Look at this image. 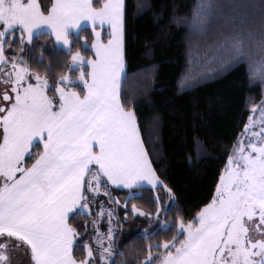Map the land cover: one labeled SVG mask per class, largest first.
<instances>
[{"label": "trees", "instance_id": "obj_1", "mask_svg": "<svg viewBox=\"0 0 264 264\" xmlns=\"http://www.w3.org/2000/svg\"><path fill=\"white\" fill-rule=\"evenodd\" d=\"M51 4L39 0L44 12ZM93 5L99 7L100 0ZM124 5L119 98L137 117L161 186L104 187L117 200L110 264H157L170 250L166 244L178 247L184 239L179 225L196 224L211 202L252 110L264 103V0H124ZM198 9L210 12L202 23ZM68 38L66 52L48 34L21 43L13 31L3 52L8 64L22 57L31 74L46 78L49 95L57 86L83 95L79 86L61 84V76L78 78L80 71L71 68L77 51L93 57L92 30L83 28ZM106 38L103 34L102 41ZM83 76H88L87 66ZM133 205L146 215L134 213ZM93 216L69 217L77 229L73 254L78 261L87 259Z\"/></svg>", "mask_w": 264, "mask_h": 264}, {"label": "snow or ice", "instance_id": "obj_2", "mask_svg": "<svg viewBox=\"0 0 264 264\" xmlns=\"http://www.w3.org/2000/svg\"><path fill=\"white\" fill-rule=\"evenodd\" d=\"M124 7V0H105L102 7H94L91 0H55L45 15L37 0H0V24L9 30L19 27L29 40L33 29L42 25L50 27L55 40L66 46L65 30L82 20L111 29L106 43L95 32L94 58L87 59L86 94L58 86L59 101L55 102L46 93L49 81L33 73L36 83H30L27 65L18 67L17 61L12 65L14 80L6 81L13 84L15 99L10 106L0 107V237L27 244L34 264H93L74 257L77 229L68 214L88 208L87 192L101 190V177L125 189L139 180L153 188L160 183L137 117L119 98ZM207 15L210 12L197 10L199 22ZM71 59L80 63L85 57L77 51ZM79 78L85 79L83 75ZM67 79L61 76V81ZM3 100H11L7 92ZM35 141L42 143V153L29 152ZM247 147L250 151L243 146L234 149L215 195L198 213V224L181 223L184 239L179 247L173 244L174 254L169 251L157 264H264V239L254 240L248 227L256 215L264 224V135L249 141ZM26 155L35 157L30 167L23 165ZM104 253L112 255L110 248L104 249L101 259L106 258ZM87 255H93L91 249ZM0 264H9L7 255L0 253Z\"/></svg>", "mask_w": 264, "mask_h": 264}, {"label": "rangeland", "instance_id": "obj_3", "mask_svg": "<svg viewBox=\"0 0 264 264\" xmlns=\"http://www.w3.org/2000/svg\"><path fill=\"white\" fill-rule=\"evenodd\" d=\"M22 2L26 3L27 0H22ZM53 2V0H52ZM92 4L94 3V0H91ZM244 2V1H243ZM37 3L39 4V0H37ZM105 3V0H100V6L102 7L103 4ZM94 6V5H93ZM51 6L49 7V10L51 9ZM95 7V6H94ZM41 11L47 15V12H44L42 9ZM82 22L85 24V28H88L90 30H92V34H93V39L91 41V45L89 46V48L92 51L93 57L94 58V51L92 49V44L96 42L97 38L95 36V32L99 31L101 33L100 35V42L101 43H106L107 39L110 38L109 34H110V27L107 24L104 25H100L97 22H91L88 20H82ZM13 31H17L20 35L23 42H27L29 43L30 40L35 37V35L37 36L40 34H48L50 36V38L52 39V41L54 42V44H56V46L58 48H64V45L62 42H57L55 40V37H52V31L50 29V27H48L47 25H42L37 27L36 29H33L31 35H30V40L27 36L26 33H22L21 30L19 29V27L15 28L14 30H9L6 29V27L3 24H0V32H3L4 35L0 36V48H2L3 50V46H4V40L6 38V36L8 34H10ZM103 34H107V38L106 41L103 42ZM69 47L70 44H68L66 46V49H68L67 51H69ZM66 51V52H67ZM4 53V52H3ZM15 61L18 62V67H23L25 66L24 64V59H22V57H18ZM13 62L8 64L7 63V59L4 56V61L0 62V107H8L10 106L11 102H14L15 99V93L12 92V87L13 84L11 82L6 83V81L11 79L14 80V69L12 67ZM84 66L88 67V73L90 72V65L87 63V59L85 58V60L81 61L80 63L77 62H73L71 59V68L72 69H77L80 71V74L78 76V78L76 80H70L69 78L65 81H61V84H65L66 86L69 84H75L77 86H79L80 88L83 89V93L86 94V81L89 79V77H85L84 80H81L79 77L81 75H83V69ZM124 72V69H123ZM123 76V73H122ZM28 80L30 83L35 84L36 80L34 78V76L29 72L28 70ZM122 80V78H121ZM21 83H23V81H21ZM70 86V85H69ZM58 87V86H57ZM62 87V86H59ZM66 91L71 90L70 88H64ZM48 88L46 89V93ZM7 92L10 97L11 100L7 103H4L2 97L3 94ZM77 93V92H76ZM49 95V94H48ZM79 95V94H78ZM51 96L55 102L59 101V94L55 92ZM264 103L259 107L256 108L254 110H252V113L247 121V124L243 130V133L240 137L239 143L237 147L243 146L245 151H250V149H248L247 145L249 143V141H253L256 142L258 141L259 137L264 135ZM2 133H3V129L2 127H0V142H2ZM253 133H256V136H253ZM95 148V145H94ZM43 151V145L42 143H40L39 141H35L33 146L29 149L30 153H34V154H39L42 153ZM32 155H26L23 161V165L26 167H30L32 163L35 162V158L31 159ZM29 161V162H27ZM228 166V163H227ZM93 167H97L95 165H93ZM0 180H2V178H0ZM220 182V180H219ZM219 184V183H218ZM141 186H149L151 188H153L151 185L148 184V182L146 180H139L136 182V187H141ZM161 186V185H158ZM108 188V186H106L105 184L103 185V183H101V190L98 193H92V192H87V195L89 197V204H88V208L84 209V211L89 210L88 213L94 214V219L92 222V232L93 235L91 236V241L89 243L90 247L89 249L92 250L93 255L91 257H88L87 255V260H91L93 261V264H110L113 256H114V239H115V233L117 231V225H116V215H115V209L116 207L114 205H117V200L114 198L111 200L108 192H106L105 188ZM215 195V194H214ZM133 208H131L132 210ZM163 211V204L159 205L158 207V211L155 215V218L158 219L159 216L161 215ZM134 212V211H133ZM109 213H111V216L109 215ZM136 214H140L137 210L134 212ZM196 224H198V215L195 219ZM248 227L250 228V236L255 240V239H264V224H261L259 222V216L256 215L253 217V221L248 222ZM111 229V233H109V230ZM180 231L184 234V236L186 235V233L180 229ZM144 232H147V230H145ZM1 241H5V242H12V241H16V238H9L6 235L4 237H0V242ZM16 245V244H15ZM169 247V251H171L173 254L175 253V247H173V245L168 246ZM179 247V246H178ZM112 252L111 256H108L107 253H104L105 255V259H101V253L104 251V249H109ZM88 249V250H89ZM22 250L25 252V257H26V262L25 264H33L34 261H32L31 259V252L29 251V249H27L25 247V250L22 248ZM169 251L167 253H165L162 258L161 261H163L164 257L167 256V254L169 253ZM253 251H258V249H254ZM88 253V251H87ZM230 259V258H229ZM253 259H259V257H253Z\"/></svg>", "mask_w": 264, "mask_h": 264}, {"label": "crops", "instance_id": "obj_4", "mask_svg": "<svg viewBox=\"0 0 264 264\" xmlns=\"http://www.w3.org/2000/svg\"><path fill=\"white\" fill-rule=\"evenodd\" d=\"M55 2V0H53V2H52V4ZM85 27H88V26H85V24L82 22V21H80V23L75 27V28H72L71 26L70 27H68L66 30H65V32H66V36L68 37L70 34H73V33H77L78 31H80L81 29H83V28H85ZM93 34H94V31H93ZM38 35V34H37ZM36 36V35H35ZM52 37L54 38V35L52 34ZM61 49H63L64 51H67L68 49H66V46H64V48H62L61 47ZM85 94V93H84ZM93 167V166H92ZM95 168V167H94ZM101 183H103V185L105 184L106 186H108V188H112V189H119V190H124V191H132V190H135V189H139V188H150V189H154V188H151V187H149V186H141V187H136V183H135V185L131 188V189H125V188H123L122 186H116V185H112L110 182H108L107 181V178L106 177H101ZM158 185H160V183L158 184ZM157 187H159V186H157ZM157 187H155V188H157ZM89 212V210H86V211H84V209H80V208H77L73 213H69L68 215H69V217L71 216V215H74V214H82V215H89L90 213H92V212H90V213H88ZM18 247H21V248H23L24 250H25V247L27 248V249H29V251L31 252V250H30V247L27 245V244H25L24 242H22V241H18V240H16V241H13ZM33 264H34V262H33Z\"/></svg>", "mask_w": 264, "mask_h": 264}, {"label": "flooded vegetation", "instance_id": "obj_5", "mask_svg": "<svg viewBox=\"0 0 264 264\" xmlns=\"http://www.w3.org/2000/svg\"><path fill=\"white\" fill-rule=\"evenodd\" d=\"M0 244L4 245L3 248H0V253H3L8 256L9 264H25L27 259L25 257V252L22 250L21 247L15 245L13 241H1Z\"/></svg>", "mask_w": 264, "mask_h": 264}, {"label": "water", "instance_id": "obj_6", "mask_svg": "<svg viewBox=\"0 0 264 264\" xmlns=\"http://www.w3.org/2000/svg\"><path fill=\"white\" fill-rule=\"evenodd\" d=\"M2 99H3V97H2ZM4 101V100H3ZM7 102H9V101H4V103H7Z\"/></svg>", "mask_w": 264, "mask_h": 264}]
</instances>
